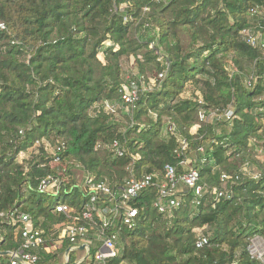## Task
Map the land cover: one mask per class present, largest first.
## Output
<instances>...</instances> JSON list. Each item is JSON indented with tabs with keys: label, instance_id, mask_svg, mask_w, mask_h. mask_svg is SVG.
Segmentation results:
<instances>
[{
	"label": "trees",
	"instance_id": "1",
	"mask_svg": "<svg viewBox=\"0 0 264 264\" xmlns=\"http://www.w3.org/2000/svg\"><path fill=\"white\" fill-rule=\"evenodd\" d=\"M258 5L264 0H0V23L6 26L0 31V214H30L47 234L85 224L57 213L59 200L51 203L40 184L50 176L62 181L61 201L77 214L87 198L74 168L120 191L133 163L130 155L116 158L99 147L114 140L127 141L129 154L141 155L134 165L139 178L162 174L167 165L181 172L180 163L190 159L203 182L219 187L221 173L236 175L249 164L261 178L236 182L233 199L215 208L208 198L196 212L188 193L185 206L168 218L153 209L156 189L131 201L139 222L133 230L121 225L109 231L118 234L121 248L110 264H261L247 247L254 237L264 238V160L256 152L264 146V52L242 37L254 28L251 10ZM156 30L171 69L162 84L141 95L122 129L115 114L98 107L108 102L125 109L120 91L129 79L126 60L136 71L130 78L156 77L163 70L150 50ZM228 68L236 72L232 79ZM252 76L249 89L245 81ZM230 106L232 121L200 124L201 109ZM169 122L188 142L181 159L175 155L177 139L163 137ZM43 139L67 144L60 165L51 166L50 155L34 150ZM21 153L29 159L20 162ZM101 226L94 217L90 258L101 246ZM203 227L212 231L206 232L211 243L197 249L194 231ZM0 234V253L19 249L20 236L1 218ZM70 246L63 244L60 254ZM60 254L42 252L38 264H61Z\"/></svg>",
	"mask_w": 264,
	"mask_h": 264
},
{
	"label": "built area",
	"instance_id": "2",
	"mask_svg": "<svg viewBox=\"0 0 264 264\" xmlns=\"http://www.w3.org/2000/svg\"><path fill=\"white\" fill-rule=\"evenodd\" d=\"M124 5L121 9H125ZM145 12H148L146 9ZM251 16L255 18L254 28L246 29L242 32L243 41L264 52V5H258L251 10ZM145 28H151L149 24ZM6 29L3 23H0V31ZM159 31L156 30V37L150 43V50L158 58L163 70L156 77L145 78L137 76L129 78L120 91L121 101L125 107V111L133 118L134 109L141 99V95L153 91L157 86L167 78L172 63L169 55L159 44ZM111 45L110 42L106 43ZM229 78L232 79L236 72L231 68L227 69ZM255 82L254 76L246 78L247 88H252ZM202 104V102H201ZM119 107L108 102L98 107L99 112L104 111L107 114H116ZM234 108L232 106L227 109H201L199 112L200 124L213 125L218 122H230L234 119ZM156 117V115H155ZM200 125L192 129V133H196ZM164 138H176L178 147L175 155L181 159L185 157L189 150L188 142L178 133V128L172 122L167 123L163 131ZM100 148L109 150L116 158H124L130 155L132 159L131 166L128 168L129 177L125 180L124 187L117 191L110 182L96 181V179L85 173L81 168L76 167L72 170L77 187L84 193L87 198L84 209L80 213H76L74 209L64 204L62 195L64 184L59 179L52 176L42 180L39 191L48 196H55L59 202L55 207V211L60 214L71 216L76 222L84 221L85 224L66 225L58 228L54 232L47 234L36 227L33 217L30 214L20 212L18 210L8 213H1L0 218L11 228L15 230V234L21 238V246L19 249L8 252L9 264H38L40 254L42 252L52 253L57 251L58 247L68 242L73 247L84 245V249L88 251L89 256L86 258L87 264H110L121 255L119 247V236L116 232L110 233V230L119 226L127 227L133 230L139 222L140 211L133 208L130 202L137 199L150 189L157 190V196L153 202V209L165 217H171L173 213L186 204V194H191V207L200 212L205 206L208 198L211 199L213 208L222 201L233 199L234 192L232 186L243 178L258 180L261 173L253 170V166L246 164L238 174L230 175L225 172L221 173V186L211 187L203 182L199 169L190 159H183L180 163L182 171L177 167L167 165L164 172L144 174L140 178L136 176L134 165L141 161V155L129 154L128 142L124 143L120 140H114L110 144L100 145ZM43 149L44 152L51 156V166H58L61 163V157L67 150V144L63 141L54 143L50 140L37 141L34 150ZM204 152L203 148L199 149ZM258 156L264 160V146L256 150ZM29 159L28 153H21L19 161L23 162ZM75 172H82L84 178L81 185L78 184V177ZM107 201H114L115 204L108 205ZM98 216L102 226L97 235V240L101 246L94 258H90L89 238L90 227L94 225V217ZM207 227L195 229L197 237L196 248L203 249L210 245V236L206 234ZM0 241L3 236L0 234ZM248 255L253 259L264 264V238L260 236L254 237L247 247ZM82 263V262H81ZM80 263V264H81ZM126 264V263H123Z\"/></svg>",
	"mask_w": 264,
	"mask_h": 264
},
{
	"label": "rangeland",
	"instance_id": "3",
	"mask_svg": "<svg viewBox=\"0 0 264 264\" xmlns=\"http://www.w3.org/2000/svg\"><path fill=\"white\" fill-rule=\"evenodd\" d=\"M99 57H100V59H101L102 61H104V57H103V55H100ZM132 60H133V59H132ZM124 72H125V74H126V79L132 77V76H133V73L136 72V71L133 72L132 69H131V61L126 60V61L124 62ZM155 89H156V88H155ZM118 107H119V106H118ZM120 107H121V105H120ZM119 109H120V108H119ZM129 117H130V115H129V114L127 113V111H125V109H124L123 112H119V111H118V113L115 114L114 119H115L116 122H118L119 124H121L122 129H123V128L125 129V127L129 125V121H128V119H127V118H129ZM154 117H155V116H154ZM155 118H156V117H155ZM193 156H194V155H193ZM258 157H259V156H258ZM259 159L263 160L261 156L259 157ZM252 168H253L254 171L259 172L255 167H252ZM75 175L78 177V178H77V179H78V184L81 185L82 180H83V178H84V176H83L84 174H83L82 172H75ZM69 199H70V198H69ZM79 199L82 200L83 198L81 197V198H79ZM55 200H56V197H55V196H50V202H51V203L55 202ZM206 232H209L210 234L212 233V231L210 232V228H209V227H207Z\"/></svg>",
	"mask_w": 264,
	"mask_h": 264
},
{
	"label": "crops",
	"instance_id": "4",
	"mask_svg": "<svg viewBox=\"0 0 264 264\" xmlns=\"http://www.w3.org/2000/svg\"><path fill=\"white\" fill-rule=\"evenodd\" d=\"M132 64H133V62H132ZM65 243H68V242H65ZM62 246L58 247L57 251L52 252V253H47V254H56V253L60 254ZM69 250H70V252H69ZM1 254L2 253H0V264H9V257L8 256L1 257ZM87 256H88V251H87V249L86 250L84 249V245H80L78 247L70 246L63 253L60 254L61 264H66V263L70 264L72 257H75V262L73 264H76L79 262L84 263L87 261L86 260Z\"/></svg>",
	"mask_w": 264,
	"mask_h": 264
},
{
	"label": "water",
	"instance_id": "5",
	"mask_svg": "<svg viewBox=\"0 0 264 264\" xmlns=\"http://www.w3.org/2000/svg\"><path fill=\"white\" fill-rule=\"evenodd\" d=\"M69 252H70V250H69ZM8 255H9V253H8V252H5V253H2V254H1V257H3V256L6 257V256H8ZM88 256H89V254H88ZM88 256H87V257H88ZM80 263H81V262L76 263V264H80ZM66 264H68V263H66Z\"/></svg>",
	"mask_w": 264,
	"mask_h": 264
}]
</instances>
